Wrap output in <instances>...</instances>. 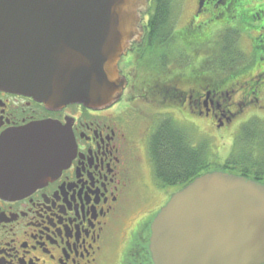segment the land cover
Returning a JSON list of instances; mask_svg holds the SVG:
<instances>
[{"label":"flooded vegetation","instance_id":"af4514ba","mask_svg":"<svg viewBox=\"0 0 264 264\" xmlns=\"http://www.w3.org/2000/svg\"><path fill=\"white\" fill-rule=\"evenodd\" d=\"M152 7L147 0L144 17L149 19ZM148 19L118 63L125 87L109 107L52 108L0 88V139L55 123L70 131L75 144L74 155L52 177L34 182L31 176L19 188L2 181L5 191L25 193L0 195V264H108L116 225L148 188L143 165L160 123L197 124L216 136L246 119L232 149L242 126L264 120V0H193L189 16L180 26L177 17L160 38L150 35ZM221 44L224 50L233 47L232 60L220 54ZM32 169L46 175L56 164L43 161ZM164 200L128 230L116 264H125L135 245L148 247L150 223Z\"/></svg>","mask_w":264,"mask_h":264},{"label":"water","instance_id":"95a60500","mask_svg":"<svg viewBox=\"0 0 264 264\" xmlns=\"http://www.w3.org/2000/svg\"><path fill=\"white\" fill-rule=\"evenodd\" d=\"M146 2L0 0V88L52 108L113 105L125 87L118 62L139 36ZM74 147L55 123L3 136L0 195L23 196L2 181L19 188L31 176L52 177ZM43 161L56 170L38 175L32 166ZM148 249L153 264H264V184L220 171L194 178L151 221Z\"/></svg>","mask_w":264,"mask_h":264},{"label":"trees","instance_id":"16d2710c","mask_svg":"<svg viewBox=\"0 0 264 264\" xmlns=\"http://www.w3.org/2000/svg\"><path fill=\"white\" fill-rule=\"evenodd\" d=\"M152 5L146 27L151 30L152 37L160 38L169 34L172 27L174 0H152ZM222 47L223 44L218 45L220 54L232 60L235 54L233 47L225 50ZM224 58L218 59V68L224 67ZM147 151L153 178L162 187L181 188L211 171L231 173L264 184V120L257 118L242 126L222 164H212L206 139L193 144L188 129L179 127L171 119L160 123L149 138ZM135 252H138L137 256ZM125 264H152L148 247L135 245L125 255Z\"/></svg>","mask_w":264,"mask_h":264},{"label":"rangeland","instance_id":"374dc122","mask_svg":"<svg viewBox=\"0 0 264 264\" xmlns=\"http://www.w3.org/2000/svg\"><path fill=\"white\" fill-rule=\"evenodd\" d=\"M182 1L183 0H174V5L176 6L175 7L176 10H174V13L172 15L173 26L174 23H177L178 21L177 17H180V22L178 24V26H180L182 20L185 17H188L192 10L193 0H185L186 3L184 5V8L181 7L178 9L177 4H181ZM150 11L151 10L148 9L147 13L149 14ZM144 16L145 15L142 13L140 27L144 26L145 23L147 22L148 18L147 16L146 17ZM172 39L173 36L171 37L169 43H171ZM170 116L171 115H169L168 117ZM259 117L261 116L259 115ZM175 121L177 122L176 119ZM245 121L246 119H243L242 121L239 122L238 125H234L232 129L217 132L216 136L209 135L208 134L209 132L206 133L197 124L194 126V128H192L186 125V123L183 122L181 123L177 122V123L178 125L184 127L185 129L189 128L188 132L191 138V142L193 144H197L201 139H206L207 144L209 146V155L212 164L215 163L222 164L231 151L232 139L238 133L239 125L241 123H244ZM142 178L144 182L148 185V188H146L142 192H138L137 198L135 200L133 199L131 203L132 205H130L128 211L121 217L118 224L116 225L113 236L114 242L112 243V249L109 254L108 264H116L117 257L120 255L121 252H123L122 250L124 247V242H123L124 237L127 234L128 230L132 226H134V223L144 214L146 215L149 210L155 208L156 205L160 203L161 200L166 199L162 202V206L165 205L169 200V198L171 197V195L174 194L177 190H179V186L162 187L154 180L152 166L150 161L148 160V156H147V161L144 162L143 165ZM150 183L152 185L151 187H150ZM162 206H160V208ZM159 209L156 210V212H158Z\"/></svg>","mask_w":264,"mask_h":264}]
</instances>
